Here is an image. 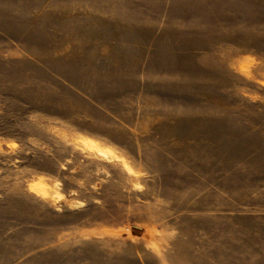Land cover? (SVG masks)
<instances>
[{"label":"rangeland","instance_id":"1","mask_svg":"<svg viewBox=\"0 0 264 264\" xmlns=\"http://www.w3.org/2000/svg\"><path fill=\"white\" fill-rule=\"evenodd\" d=\"M0 264H264V0H0Z\"/></svg>","mask_w":264,"mask_h":264}]
</instances>
